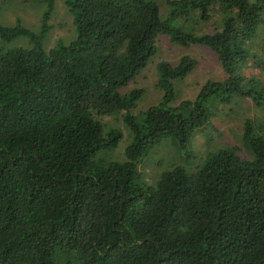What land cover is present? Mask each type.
<instances>
[{
  "label": "trees",
  "instance_id": "1",
  "mask_svg": "<svg viewBox=\"0 0 264 264\" xmlns=\"http://www.w3.org/2000/svg\"><path fill=\"white\" fill-rule=\"evenodd\" d=\"M36 1L35 31L0 23V264H264L263 125L244 121L247 159L233 145L193 171L173 165L152 181L137 168L162 139L186 146L209 125L205 105L217 90L222 103L250 93L263 102L264 90L237 69L248 58L244 38L264 26V0H163L164 17L154 0H62L74 36L48 48L53 0ZM192 18L197 27L182 26ZM159 34L207 47L225 76L170 106L172 82L196 60H158L163 94L137 116L130 110L144 88L122 89ZM17 37L27 44L5 47ZM115 114L128 134L122 159L106 158L122 132L101 118Z\"/></svg>",
  "mask_w": 264,
  "mask_h": 264
},
{
  "label": "rangeland",
  "instance_id": "2",
  "mask_svg": "<svg viewBox=\"0 0 264 264\" xmlns=\"http://www.w3.org/2000/svg\"><path fill=\"white\" fill-rule=\"evenodd\" d=\"M253 1V0H248ZM160 17L166 13V4L163 0H154ZM9 3V2H8ZM0 5V23L11 25L17 22L29 31L38 28V18L42 5L36 0H10V3ZM53 10L48 19L49 28L42 36V47L48 48L54 44L56 38L69 39L73 35V27L70 16L62 5V0H53ZM219 12L215 13L217 17ZM195 18L184 23L185 28L197 27ZM219 25V20L217 21ZM198 29L211 32L210 24H199ZM260 26L257 27L259 29ZM72 33V34H71ZM74 36V35H73ZM244 47L248 51V58L243 62L238 71L245 79H254L258 85L253 89L264 90V54L259 52L264 47V26L259 33L251 38H244ZM25 37H17L5 44L6 48L25 46ZM189 55L196 60L195 67L183 78L172 82L174 97L168 102L170 106H177L180 101H192L200 87L207 81L221 80L225 74L221 70L215 54L203 45H190L181 47L171 43L167 36L159 34L157 37V49L149 58L146 65L122 90L141 86L144 91L136 105L130 110L134 115H139L149 105L155 104L162 96V89L155 84L157 72L154 64L158 60H166L174 63L181 55ZM226 93L217 90L216 96H212L205 107L210 113V122L202 130L194 133L186 146L174 144L170 138L162 139L160 143L148 149L138 163V170L145 174L146 181H152L156 173L173 165H180L186 171H193L199 167L205 157L216 152L220 148L238 146L237 154L241 158H249L248 153L241 146L243 124L246 120H253L263 125L264 129V100L255 103L256 93H250L247 97H231L229 102H220ZM264 95V94H263ZM264 99V98H263ZM102 121L108 126L117 127L122 132V138L114 150L108 151L106 158L122 159L123 146L128 142L127 129L121 120L120 114L103 116ZM264 133V130L263 132Z\"/></svg>",
  "mask_w": 264,
  "mask_h": 264
}]
</instances>
